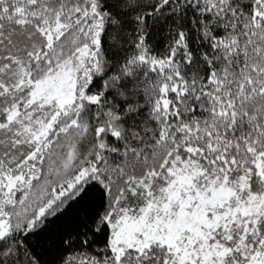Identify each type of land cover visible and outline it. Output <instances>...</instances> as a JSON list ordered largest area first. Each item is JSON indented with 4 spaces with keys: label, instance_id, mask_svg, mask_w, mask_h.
<instances>
[{
    "label": "snow or ice",
    "instance_id": "1",
    "mask_svg": "<svg viewBox=\"0 0 264 264\" xmlns=\"http://www.w3.org/2000/svg\"><path fill=\"white\" fill-rule=\"evenodd\" d=\"M0 264H264V0H0Z\"/></svg>",
    "mask_w": 264,
    "mask_h": 264
}]
</instances>
